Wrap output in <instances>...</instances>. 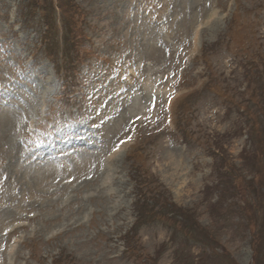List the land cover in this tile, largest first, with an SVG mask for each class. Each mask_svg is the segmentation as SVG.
Returning a JSON list of instances; mask_svg holds the SVG:
<instances>
[{"label": "rangeland", "instance_id": "rangeland-1", "mask_svg": "<svg viewBox=\"0 0 264 264\" xmlns=\"http://www.w3.org/2000/svg\"><path fill=\"white\" fill-rule=\"evenodd\" d=\"M0 264H264V0H0Z\"/></svg>", "mask_w": 264, "mask_h": 264}, {"label": "bare ground", "instance_id": "bare-ground-1", "mask_svg": "<svg viewBox=\"0 0 264 264\" xmlns=\"http://www.w3.org/2000/svg\"><path fill=\"white\" fill-rule=\"evenodd\" d=\"M110 157L112 158V157H114V155L112 154ZM175 163H177L178 166L181 165V164L183 163V161H182V159H181L180 156H179V158L177 157V158L175 159ZM30 178H31V177H30Z\"/></svg>", "mask_w": 264, "mask_h": 264}, {"label": "trees", "instance_id": "trees-1", "mask_svg": "<svg viewBox=\"0 0 264 264\" xmlns=\"http://www.w3.org/2000/svg\"><path fill=\"white\" fill-rule=\"evenodd\" d=\"M44 23H45V21H44ZM45 25H46V23H45ZM44 35L46 34V32L44 31V33H43Z\"/></svg>", "mask_w": 264, "mask_h": 264}]
</instances>
